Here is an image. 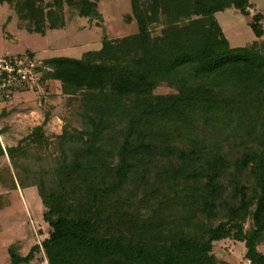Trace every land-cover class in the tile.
<instances>
[{"label": "trees", "instance_id": "1", "mask_svg": "<svg viewBox=\"0 0 264 264\" xmlns=\"http://www.w3.org/2000/svg\"><path fill=\"white\" fill-rule=\"evenodd\" d=\"M131 3L137 34L105 37L80 60L45 61L42 84L61 83L80 105L83 127L66 126L48 167L31 149L42 143V127L26 146L4 149L0 141V160L8 156L14 172L0 167V183L38 187L49 264H228L212 256L226 241L264 264L263 13L249 22L256 41L233 49L216 16L235 10L249 18L250 0ZM5 4L32 34L64 29L66 6L103 21L99 0ZM164 86L177 94L156 95ZM40 251H12L9 264H33Z\"/></svg>", "mask_w": 264, "mask_h": 264}, {"label": "rangeland", "instance_id": "2", "mask_svg": "<svg viewBox=\"0 0 264 264\" xmlns=\"http://www.w3.org/2000/svg\"><path fill=\"white\" fill-rule=\"evenodd\" d=\"M250 1L255 9L250 10L252 14L249 18L235 10L216 16L233 49L248 47L256 41L249 22L258 12L264 15V0ZM99 11L103 21H90L66 6L65 28L47 30L45 35H41L29 33L26 28H22L15 11L7 4L0 6V59L32 58L43 64L55 58L80 60L87 52L101 50L105 37L118 40L139 32L131 0H99ZM155 94L173 95L177 91L164 86ZM73 100L63 94L61 83L55 81L46 82L35 90L28 89L18 93L8 104L0 107V113H6L0 122V131L5 130L0 137L4 149L31 144L30 137L38 127H42L43 134L38 140V143H42L40 146L32 144L31 149H36L42 167L53 164L60 156L59 137L64 134L66 126L79 130L83 127L78 118L80 105ZM80 100L77 99L79 102ZM246 139L247 149L248 146L255 147L249 138ZM245 151L246 146L243 147L242 154ZM0 161L1 168L10 166L14 173L8 156ZM0 197L4 201V206L0 209V264L11 262L12 251L26 257L36 245L41 246V251L35 254L33 264H49L42 245L50 237L51 228L44 221L45 208L38 187L23 190L18 184L16 190H11L0 183ZM250 228L249 220L246 231ZM258 249L264 254V244ZM246 253L244 244L226 241L215 246L212 256L217 263L251 264L245 257Z\"/></svg>", "mask_w": 264, "mask_h": 264}, {"label": "built area", "instance_id": "3", "mask_svg": "<svg viewBox=\"0 0 264 264\" xmlns=\"http://www.w3.org/2000/svg\"><path fill=\"white\" fill-rule=\"evenodd\" d=\"M47 68L32 58L0 59V107L8 104L18 93L42 87Z\"/></svg>", "mask_w": 264, "mask_h": 264}]
</instances>
